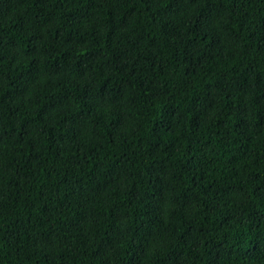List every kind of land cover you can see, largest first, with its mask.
Listing matches in <instances>:
<instances>
[{"label":"trees","instance_id":"1","mask_svg":"<svg viewBox=\"0 0 264 264\" xmlns=\"http://www.w3.org/2000/svg\"><path fill=\"white\" fill-rule=\"evenodd\" d=\"M0 264H264V0H0Z\"/></svg>","mask_w":264,"mask_h":264}]
</instances>
